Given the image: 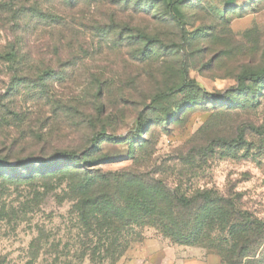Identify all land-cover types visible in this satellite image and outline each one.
Segmentation results:
<instances>
[{
    "label": "rangeland",
    "instance_id": "obj_1",
    "mask_svg": "<svg viewBox=\"0 0 264 264\" xmlns=\"http://www.w3.org/2000/svg\"><path fill=\"white\" fill-rule=\"evenodd\" d=\"M178 7L180 23L161 0H0V214L32 200L41 183L30 178L57 155L75 154L89 169L138 177L135 196L169 195L185 225L205 206L179 208L178 198L233 199L262 224L237 264H264V0ZM253 73L262 81H239ZM55 189L18 220L0 216L5 264H27L28 253H69L72 264L161 263L167 253L224 264L219 241L230 247L232 227L247 223L232 215L185 245L159 230L162 216L148 218L125 228L114 262L117 233L86 235L66 181ZM40 231L49 241L36 252Z\"/></svg>",
    "mask_w": 264,
    "mask_h": 264
},
{
    "label": "trees",
    "instance_id": "obj_2",
    "mask_svg": "<svg viewBox=\"0 0 264 264\" xmlns=\"http://www.w3.org/2000/svg\"><path fill=\"white\" fill-rule=\"evenodd\" d=\"M161 1L180 23L182 15L178 6L186 0ZM12 57V55H8L9 59ZM262 78V74L253 73L239 77V81L258 83L262 81ZM107 138L114 140L111 137ZM94 142L96 141L94 140ZM57 163H69L70 165L54 167ZM71 164H75V166ZM88 164L87 157H80L75 154L57 155L50 165L52 166L51 169H45L38 177L30 178L41 183L32 200L27 198L24 203L20 204L18 210L11 209L10 213L5 212L7 209L5 205L0 214L1 218L12 221L18 220L21 215L29 214L43 204L48 195L56 190L55 188L58 189L66 181L67 189L63 191L64 195L75 202L72 207V214L75 215L79 226L86 230V235L93 234L95 237L98 236V239L100 237L99 241H103L101 234L104 230H106L107 240H110L109 232L117 233L113 246L109 248V251L113 250L109 254L114 262L121 260L128 246V242L122 236L125 228L131 225L139 226L148 218L153 220L162 216L163 219L157 224L159 230L174 242L185 245L198 243L204 230L207 232L211 227L217 226L224 230L229 224L227 219L232 215L240 219L247 218V223L241 224L240 227L235 224L232 227L230 247H225V240L219 241V256L224 264H237L243 258V253L254 243L255 239L252 241L251 236L256 232L259 235L261 232L262 224L252 220L248 213H238L233 199L212 197L209 193H201L192 200L183 198L176 200L179 208H189L197 203L205 206L200 219L196 220L195 223L185 225L179 222L175 212L171 211L170 207L174 201L169 195H163L162 191L155 188L148 193L145 192L146 195L140 198L135 196L136 187L143 186L138 181V177L130 172L112 173L104 172L102 169H89L91 167ZM47 166L45 164L44 167ZM15 170L14 167L10 168V179L18 178ZM54 180L58 181L56 187L53 184ZM164 203L166 204L165 208L168 209H164V212L161 213ZM39 234V238L32 242V248H35L36 252L41 242L49 241V237H45V233L40 231ZM52 247L51 244L50 248ZM91 254L92 257L96 255V253ZM86 255V253H81L79 259L83 260ZM28 257L29 263L27 264H72L69 253H28ZM0 264H5L4 260L0 259Z\"/></svg>",
    "mask_w": 264,
    "mask_h": 264
},
{
    "label": "crops",
    "instance_id": "obj_3",
    "mask_svg": "<svg viewBox=\"0 0 264 264\" xmlns=\"http://www.w3.org/2000/svg\"><path fill=\"white\" fill-rule=\"evenodd\" d=\"M156 254L150 253L148 255L149 256L148 259L152 256H155ZM148 264H207V262L204 260L195 259V258H191V259L187 258L184 260L178 259L177 257H174L172 253H167L164 261H162L161 263H151L150 261H148Z\"/></svg>",
    "mask_w": 264,
    "mask_h": 264
}]
</instances>
